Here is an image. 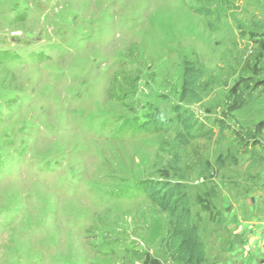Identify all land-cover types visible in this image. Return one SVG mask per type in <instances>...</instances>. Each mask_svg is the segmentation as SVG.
<instances>
[{
	"label": "rangeland",
	"instance_id": "374dc122",
	"mask_svg": "<svg viewBox=\"0 0 264 264\" xmlns=\"http://www.w3.org/2000/svg\"><path fill=\"white\" fill-rule=\"evenodd\" d=\"M263 36L264 0H0V264H183L167 176L204 264H264Z\"/></svg>",
	"mask_w": 264,
	"mask_h": 264
},
{
	"label": "trees",
	"instance_id": "16d2710c",
	"mask_svg": "<svg viewBox=\"0 0 264 264\" xmlns=\"http://www.w3.org/2000/svg\"><path fill=\"white\" fill-rule=\"evenodd\" d=\"M259 44L264 49V36L259 38ZM203 70L192 63H186L183 85L179 102L183 105H194L200 102L197 85L203 78ZM181 109H177L180 123L186 135L191 136L194 125L193 116H182ZM152 116V115H151ZM155 119V117H151ZM168 177V176H167ZM159 182H152L148 186L151 201L164 213L170 215L173 223L168 233L167 244L178 255L183 264H204L205 251L197 228L192 222V201L186 187L180 183H173L169 178ZM143 264H162L150 255H141Z\"/></svg>",
	"mask_w": 264,
	"mask_h": 264
}]
</instances>
